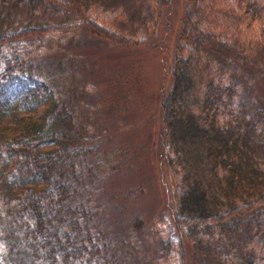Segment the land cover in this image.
<instances>
[{
    "label": "trees",
    "instance_id": "trees-1",
    "mask_svg": "<svg viewBox=\"0 0 264 264\" xmlns=\"http://www.w3.org/2000/svg\"><path fill=\"white\" fill-rule=\"evenodd\" d=\"M97 1L0 0V264H136L123 249L145 218L111 224L87 178L96 170L83 167L91 135L64 94L75 92L69 87L79 72L27 48L61 31L71 39L84 31L122 48L146 44L90 17ZM209 1L191 0L182 17L172 82L161 101V162L173 172L181 264H259L264 93L262 78L252 75L264 71V47L254 54L237 32L211 27ZM171 3L154 0V26ZM233 7L215 12L234 18ZM238 10L263 19L264 0H240ZM56 13L68 20L56 24ZM73 59L83 69L92 60ZM225 68L233 70L228 80Z\"/></svg>",
    "mask_w": 264,
    "mask_h": 264
},
{
    "label": "rangeland",
    "instance_id": "rangeland-1",
    "mask_svg": "<svg viewBox=\"0 0 264 264\" xmlns=\"http://www.w3.org/2000/svg\"><path fill=\"white\" fill-rule=\"evenodd\" d=\"M229 4L234 5V18L215 12V8L224 9ZM239 4L240 0H210L209 20L215 21L211 27L237 32L254 54L261 53L264 17L251 21L238 10ZM190 5L191 0H172L158 26H154V0H98L91 7L90 17L100 23L147 39L140 47L113 46L84 31L72 39L66 32H53L27 44L30 53L44 51L47 59L62 61L67 69L79 72L69 87L75 92L64 94L79 125L91 135L83 167L91 165L96 170V174L87 171V178L96 185L93 199L104 206V213L109 212L111 224L145 218L143 231L132 235V242L123 249L126 260V252L131 253L136 264H181V235L173 221V172L161 162L166 145L161 101L171 86L178 31ZM60 14H54L56 24L68 20ZM78 54L91 57V64L83 69L80 60L73 59ZM232 72L225 68L223 79L228 80ZM254 76L262 78L258 90L263 94L264 71H256ZM115 229L113 226L112 231ZM259 241L256 255L259 264H264V237H255L254 243Z\"/></svg>",
    "mask_w": 264,
    "mask_h": 264
}]
</instances>
